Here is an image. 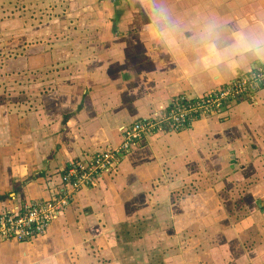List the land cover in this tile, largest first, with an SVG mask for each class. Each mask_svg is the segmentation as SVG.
Returning a JSON list of instances; mask_svg holds the SVG:
<instances>
[{
    "label": "crops",
    "instance_id": "obj_1",
    "mask_svg": "<svg viewBox=\"0 0 264 264\" xmlns=\"http://www.w3.org/2000/svg\"><path fill=\"white\" fill-rule=\"evenodd\" d=\"M48 2L39 18L59 39L35 45L45 54L30 57L27 105L0 108V213L53 200L73 163L117 147L127 128L264 64L205 68L193 39L210 24L221 37L264 33V0L36 3ZM161 13L172 48L149 28ZM0 264H264V88L146 133L45 235L1 241Z\"/></svg>",
    "mask_w": 264,
    "mask_h": 264
},
{
    "label": "built area",
    "instance_id": "obj_2",
    "mask_svg": "<svg viewBox=\"0 0 264 264\" xmlns=\"http://www.w3.org/2000/svg\"><path fill=\"white\" fill-rule=\"evenodd\" d=\"M262 88L264 64H255L246 76L213 92L209 97L197 103L175 104L166 114L159 113L152 120L138 122L127 128L122 143L117 147L98 152L90 162H75L71 165L64 182H68L72 190H63L61 195L49 202L29 203L0 213V242L13 240L31 243L36 237L45 235L51 221L70 205L75 193L91 185L95 178L109 170L146 133L158 130L166 123L185 128L210 109L224 107L244 97H253Z\"/></svg>",
    "mask_w": 264,
    "mask_h": 264
},
{
    "label": "rangeland",
    "instance_id": "obj_3",
    "mask_svg": "<svg viewBox=\"0 0 264 264\" xmlns=\"http://www.w3.org/2000/svg\"><path fill=\"white\" fill-rule=\"evenodd\" d=\"M36 2L37 0H0V108L3 111L20 107V103L27 105L26 101L19 98V93H29L30 57L45 54L41 47H38L37 52L35 45L59 39L52 31L48 33L55 25L51 21H45L43 17L39 18L45 10L52 8V3L40 5ZM35 4L38 6L31 7ZM54 61H59L55 54L53 63ZM67 185V190H72L68 182Z\"/></svg>",
    "mask_w": 264,
    "mask_h": 264
},
{
    "label": "clouds",
    "instance_id": "obj_4",
    "mask_svg": "<svg viewBox=\"0 0 264 264\" xmlns=\"http://www.w3.org/2000/svg\"><path fill=\"white\" fill-rule=\"evenodd\" d=\"M151 18V17H150ZM149 28L169 47H174L171 39V27L162 13L153 20ZM200 46V62L205 68L227 62L236 65L242 61L264 63V33L234 32L221 37L214 25H206L198 37H193Z\"/></svg>",
    "mask_w": 264,
    "mask_h": 264
}]
</instances>
